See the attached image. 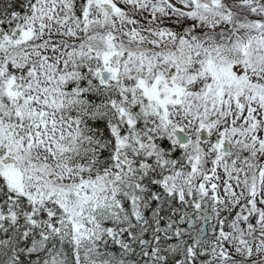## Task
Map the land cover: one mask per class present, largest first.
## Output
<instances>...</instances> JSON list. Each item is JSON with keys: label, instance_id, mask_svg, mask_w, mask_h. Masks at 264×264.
<instances>
[{"label": "snow or ice", "instance_id": "6c2138e0", "mask_svg": "<svg viewBox=\"0 0 264 264\" xmlns=\"http://www.w3.org/2000/svg\"><path fill=\"white\" fill-rule=\"evenodd\" d=\"M0 264H264V0H0Z\"/></svg>", "mask_w": 264, "mask_h": 264}]
</instances>
